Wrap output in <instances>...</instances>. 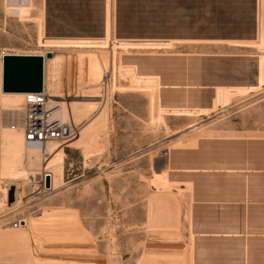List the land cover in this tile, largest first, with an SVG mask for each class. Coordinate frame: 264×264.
Returning a JSON list of instances; mask_svg holds the SVG:
<instances>
[{"label": "rangeland", "instance_id": "1", "mask_svg": "<svg viewBox=\"0 0 264 264\" xmlns=\"http://www.w3.org/2000/svg\"><path fill=\"white\" fill-rule=\"evenodd\" d=\"M4 51L105 118L56 190L0 170V264H264V0H0Z\"/></svg>", "mask_w": 264, "mask_h": 264}, {"label": "bare ground", "instance_id": "2", "mask_svg": "<svg viewBox=\"0 0 264 264\" xmlns=\"http://www.w3.org/2000/svg\"><path fill=\"white\" fill-rule=\"evenodd\" d=\"M7 53L8 54H15V55H41L45 58L44 87L50 95V100H51L50 102L52 104L55 103V105L57 106L56 113H55L56 117L61 119V121H63L64 123L70 125V127L73 130L77 126V120H79L78 119L79 117H80V119L85 118L86 115H85V117H81V116L89 113L90 111H92L95 108V106L99 105L98 102H96L97 105H94V103L85 100V98L88 97L86 95V93L71 95L70 92L64 91L60 88H57V87L51 88L49 86V84L47 83L48 81H46V65L48 64L47 63L48 61L44 55L34 54V53L33 54L32 53H30V54H28V53L19 54L18 52H12V51H9ZM0 64H1V82H0V84H1V96H0L1 101H0V103L2 105L1 107L4 108L2 111L4 113H6L5 114L6 117L9 118L10 116H12L11 119L13 117H15V120H17V122L19 123V128L16 130H12L11 128H6V126H1L2 127L1 129H3V130L0 129L2 131V132L0 131L1 132L0 134L2 135L1 136L2 137V156H1V162H0L1 163V166H0L1 169L0 170L2 171L1 174H3L4 176H9V178L12 177L13 179H16V180L27 176L28 180H30L31 182H34V181L36 182L37 179H40L42 182H46L45 181L46 176L50 175L51 176V185H52L51 190H56L59 187H61V185L63 184L64 163H65V155H66L65 154V147L74 148L80 144H84L86 147H88V146H91L93 144V141H95V138L98 136V135H96V133H97L96 129L98 126L101 125V122H103V120L105 118V116H104L105 115V113H104L105 106H103V109H102V112L100 113V115L98 117L94 118L91 122H89L81 130H79V132H77L76 134H72L70 138H68L62 142H53V143L49 144V146L47 148L48 155H46L44 157L43 156L44 154L43 153L41 154V152H42L41 150H39L37 148H29L25 142L23 127L21 124V120H22L21 115H22L24 98H25V95L27 93H4L2 91V80H3V58L2 57H1V63ZM69 68H70L69 67V58L66 55L64 57V62H63V66H62L64 78H66V81H77V80H75V78H69V76H70V72H69L70 69ZM71 74L73 75V73H71ZM73 76H75V75H73ZM64 92H66V93L68 92L67 96L68 97L73 96L74 98L77 99V101L76 100L64 101L63 100V98H64L63 93ZM96 93H97V91H96ZM89 94H91V93H89ZM97 94H99V93H97ZM91 97H92V95H91ZM100 132H102V129L100 130ZM98 134H99V132H98ZM97 142H96V144H97ZM93 145H95V144H93ZM78 147H80V146H78ZM25 148L27 150H29L28 153H25ZM40 154L44 157V162H45L44 173H41V172L40 173H33V172L31 173L30 172L31 174H28L27 167L30 169L29 166L32 167V166L37 165L36 169L38 168L40 157H41ZM25 155H27L28 163L30 164L29 166H26V164H25V161H26ZM31 169H33V168H31ZM32 171L36 172L35 167ZM31 178H32V180H31ZM20 180H18L16 182H19ZM28 180H27V182H28ZM9 181L11 182L12 180H9ZM9 181H8V183H10ZM16 182H14V183H16ZM8 188H10V187H8ZM4 193H5V190H4ZM15 195L12 194V199L15 198ZM21 196L22 195L20 193V195H19L20 200H21Z\"/></svg>", "mask_w": 264, "mask_h": 264}, {"label": "built area", "instance_id": "3", "mask_svg": "<svg viewBox=\"0 0 264 264\" xmlns=\"http://www.w3.org/2000/svg\"><path fill=\"white\" fill-rule=\"evenodd\" d=\"M7 54L4 51L0 56L3 58ZM50 101V95L45 87L43 92L27 93L21 115L26 145L29 148L41 150L44 156L48 155L49 144L70 138L74 131L70 125L56 117L57 106ZM18 128L19 123L13 117L11 129L16 130Z\"/></svg>", "mask_w": 264, "mask_h": 264}, {"label": "water", "instance_id": "4", "mask_svg": "<svg viewBox=\"0 0 264 264\" xmlns=\"http://www.w3.org/2000/svg\"><path fill=\"white\" fill-rule=\"evenodd\" d=\"M45 58L41 55L8 54L3 57L4 93H39L44 90ZM46 188H51L47 175Z\"/></svg>", "mask_w": 264, "mask_h": 264}, {"label": "crops", "instance_id": "5", "mask_svg": "<svg viewBox=\"0 0 264 264\" xmlns=\"http://www.w3.org/2000/svg\"><path fill=\"white\" fill-rule=\"evenodd\" d=\"M81 42H84V43H100V42H103L105 41V37L104 38H101L100 40L101 41H98V40H92V39H79ZM82 48H105V47H82ZM47 70H48V66L46 65V81H48L47 79ZM48 83V82H47Z\"/></svg>", "mask_w": 264, "mask_h": 264}]
</instances>
